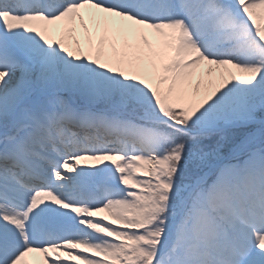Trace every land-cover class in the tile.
Returning a JSON list of instances; mask_svg holds the SVG:
<instances>
[{"label": "snow or ice", "instance_id": "obj_1", "mask_svg": "<svg viewBox=\"0 0 264 264\" xmlns=\"http://www.w3.org/2000/svg\"><path fill=\"white\" fill-rule=\"evenodd\" d=\"M0 264H264V0H0Z\"/></svg>", "mask_w": 264, "mask_h": 264}, {"label": "bare ground", "instance_id": "obj_2", "mask_svg": "<svg viewBox=\"0 0 264 264\" xmlns=\"http://www.w3.org/2000/svg\"><path fill=\"white\" fill-rule=\"evenodd\" d=\"M84 163H85V164H88V163H92V162H91V161H88V162H81V165L84 164Z\"/></svg>", "mask_w": 264, "mask_h": 264}, {"label": "rangeland", "instance_id": "obj_3", "mask_svg": "<svg viewBox=\"0 0 264 264\" xmlns=\"http://www.w3.org/2000/svg\"><path fill=\"white\" fill-rule=\"evenodd\" d=\"M234 162H235V161H234ZM86 165H87V164L84 163V164H82L81 166H86Z\"/></svg>", "mask_w": 264, "mask_h": 264}]
</instances>
